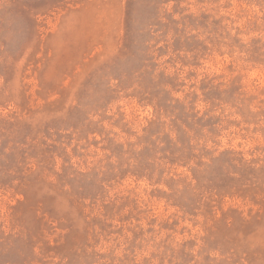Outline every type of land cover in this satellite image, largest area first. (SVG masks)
Masks as SVG:
<instances>
[{
  "label": "rangeland",
  "instance_id": "1",
  "mask_svg": "<svg viewBox=\"0 0 264 264\" xmlns=\"http://www.w3.org/2000/svg\"><path fill=\"white\" fill-rule=\"evenodd\" d=\"M0 264H264V0H0Z\"/></svg>",
  "mask_w": 264,
  "mask_h": 264
}]
</instances>
